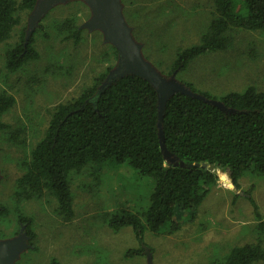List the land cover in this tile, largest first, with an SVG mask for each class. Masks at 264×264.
<instances>
[{
    "label": "rangeland",
    "instance_id": "obj_1",
    "mask_svg": "<svg viewBox=\"0 0 264 264\" xmlns=\"http://www.w3.org/2000/svg\"><path fill=\"white\" fill-rule=\"evenodd\" d=\"M117 3L131 28V37L140 45L142 59L163 83L173 79L175 85L189 88L185 82H190L214 95L242 91L249 85L264 92V30H235L232 48L202 55L185 70L170 74L178 51L200 41L214 16V0ZM18 13L20 22L12 37L0 43V94H11L16 100L1 119L9 128L0 131V204L10 213L0 215V242L18 236L20 212L32 218L36 237L27 242L30 246L12 264H51L53 257L60 264H212L232 247L258 241V220L247 197L250 191L264 218V177L255 174L240 178L242 193L218 180L193 216L178 217L180 229L176 232L147 231L146 241L153 248L150 260L146 254L126 255L138 247L132 227L116 230L107 222L109 215L122 207L135 210L148 205L153 181L137 178L128 167L92 164L73 170L70 179L75 214L70 220L59 213L50 194L18 201L17 179L24 171L22 164L43 138L55 107L74 100L93 85L95 77L103 72L109 75L120 66L119 51L105 41L103 31L83 27L96 15L95 4L65 0L38 22L35 47L39 58L10 72L5 65L6 50L20 41L23 30L26 36L33 11ZM68 18L82 29L79 43L64 39L61 24Z\"/></svg>",
    "mask_w": 264,
    "mask_h": 264
},
{
    "label": "trees",
    "instance_id": "obj_2",
    "mask_svg": "<svg viewBox=\"0 0 264 264\" xmlns=\"http://www.w3.org/2000/svg\"><path fill=\"white\" fill-rule=\"evenodd\" d=\"M38 1L0 0V43L12 37L20 22L18 12L34 10ZM214 7L200 41L178 51L170 74L185 70L202 55L232 48L235 30H264V0H214ZM39 29L28 40L23 30L20 41L7 48L5 65L10 72L39 58L35 47ZM61 30L65 40H82V29L73 18L66 19ZM107 76L108 72H103L74 100L55 107L43 138L22 164L18 201L50 194L59 213L70 220L75 214L73 170L92 164L128 167L137 178L153 181L148 205L135 210L122 207L111 213L107 222L116 230L132 227L138 247L128 250L127 256H152L146 232L172 234L179 230L178 217L193 216L218 180L230 183L227 169L238 188L246 174L264 177L263 91L249 85L242 91L214 95L185 82L195 94L175 91L161 107L158 90L146 77L129 72L101 88ZM15 101L11 94H0V131L9 128L1 119ZM163 141L172 153L168 158ZM247 197L261 237L232 247L212 264L264 261V218L250 191ZM9 213L8 207L0 204V215ZM17 220L25 226L28 242L33 240L32 218L20 212ZM51 264L60 262L53 257Z\"/></svg>",
    "mask_w": 264,
    "mask_h": 264
},
{
    "label": "water",
    "instance_id": "obj_3",
    "mask_svg": "<svg viewBox=\"0 0 264 264\" xmlns=\"http://www.w3.org/2000/svg\"><path fill=\"white\" fill-rule=\"evenodd\" d=\"M65 0H39L31 16L30 26L27 31L26 39L28 40L42 17H44L52 7ZM91 6L94 4L97 8L96 15H93L83 27L89 30L101 29L105 36V41L114 44L119 51L120 66L117 70L112 71L106 78L102 88L109 84L113 78L124 75L129 72L140 74L150 80L157 88L161 107L166 99L175 91H183L189 94H195L186 88L183 84L175 85L171 79L167 83L159 80V77L152 71V67L147 64L140 55V45L136 44L131 37V28L127 24L123 13L119 10L118 0H87ZM95 14V11H94ZM103 27L104 30L101 28ZM165 156L168 158L172 153L167 150L164 141L162 142ZM175 164H179L176 162ZM206 166V163H203ZM227 174L230 177L229 188L234 192L242 193L235 185L230 171L227 169ZM28 235L25 233V226L21 227L18 236L15 239L0 242V264H12L19 256L22 250L27 249L30 245ZM149 260L152 256L149 255ZM149 264H151L149 262Z\"/></svg>",
    "mask_w": 264,
    "mask_h": 264
}]
</instances>
